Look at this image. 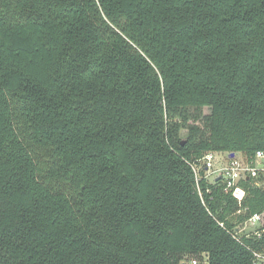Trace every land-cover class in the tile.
<instances>
[{
	"label": "trees",
	"instance_id": "obj_1",
	"mask_svg": "<svg viewBox=\"0 0 264 264\" xmlns=\"http://www.w3.org/2000/svg\"><path fill=\"white\" fill-rule=\"evenodd\" d=\"M256 152L264 0H0V264H252Z\"/></svg>",
	"mask_w": 264,
	"mask_h": 264
},
{
	"label": "built area",
	"instance_id": "obj_2",
	"mask_svg": "<svg viewBox=\"0 0 264 264\" xmlns=\"http://www.w3.org/2000/svg\"><path fill=\"white\" fill-rule=\"evenodd\" d=\"M205 161L206 169L208 170L206 178L211 180H222L224 183V191L231 192L233 198L241 202L244 192L237 186V182L242 178H256L259 173L264 175V152H256L252 162L247 164L240 157L229 155L226 163L216 170H212L213 155L207 154ZM222 227V224L220 225ZM231 236L239 241L242 237H252L260 239L264 236V215L253 214L241 227L233 228L230 232ZM252 264H264V254L252 252ZM197 260L193 258L187 264H197ZM203 264H206L203 262Z\"/></svg>",
	"mask_w": 264,
	"mask_h": 264
},
{
	"label": "rangeland",
	"instance_id": "obj_3",
	"mask_svg": "<svg viewBox=\"0 0 264 264\" xmlns=\"http://www.w3.org/2000/svg\"><path fill=\"white\" fill-rule=\"evenodd\" d=\"M207 113H208V110L205 109V110H204V114H207ZM184 135H185V133L182 131V133H181V137L184 138ZM183 140H184V139H183ZM186 262H187V259H186V260H183V263H184V264H186ZM197 264H199V263L197 262Z\"/></svg>",
	"mask_w": 264,
	"mask_h": 264
},
{
	"label": "water",
	"instance_id": "obj_4",
	"mask_svg": "<svg viewBox=\"0 0 264 264\" xmlns=\"http://www.w3.org/2000/svg\"><path fill=\"white\" fill-rule=\"evenodd\" d=\"M234 156V154H231V157H233Z\"/></svg>",
	"mask_w": 264,
	"mask_h": 264
},
{
	"label": "crops",
	"instance_id": "obj_5",
	"mask_svg": "<svg viewBox=\"0 0 264 264\" xmlns=\"http://www.w3.org/2000/svg\"><path fill=\"white\" fill-rule=\"evenodd\" d=\"M236 157H240V155H237Z\"/></svg>",
	"mask_w": 264,
	"mask_h": 264
}]
</instances>
